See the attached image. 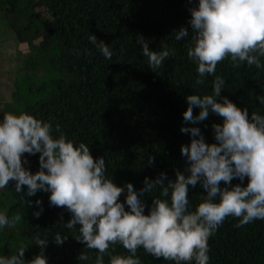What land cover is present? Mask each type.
I'll list each match as a JSON object with an SVG mask.
<instances>
[{
  "label": "trees",
  "instance_id": "trees-1",
  "mask_svg": "<svg viewBox=\"0 0 264 264\" xmlns=\"http://www.w3.org/2000/svg\"><path fill=\"white\" fill-rule=\"evenodd\" d=\"M197 0H0V32L12 35L16 45H25V71L13 80L11 102L6 111H27L53 125L60 124L69 138L89 144L94 157L104 156L107 173L118 186L131 182L143 187L145 176L155 178L166 172L175 179L179 170L188 175L190 161L182 154V144L191 134L182 126L201 129L205 142H215L214 122L222 118L209 113L203 121H185L186 96L212 89L215 75L225 78L222 95L249 111L264 113L257 97L264 94V68L242 63L234 67L228 58L218 62L216 72L196 84V64L187 54L188 38L175 40L180 26L191 30L189 8ZM22 4V5H21ZM2 30V31H1ZM93 33L109 43L111 59L89 39ZM140 34L150 38L149 47L160 50L164 41L175 49L158 69H151L136 41ZM1 47V46H0ZM264 61V57L261 58ZM45 73L40 76L39 71ZM193 107V115L198 114ZM33 172L39 169V153H24ZM155 160L149 163V157ZM240 182L233 178L232 183ZM247 182V178L244 183ZM223 185V181H221ZM26 187V186H25ZM206 190L197 182L190 186L189 198L198 203L197 194ZM145 194L146 205L152 202ZM14 182L0 189V210L9 216L20 213L23 219L15 226L0 230V254H12L23 243L25 257L31 259L41 251L32 237L47 236L44 246L47 264H94L96 249H88L75 238L76 229L65 226L71 218L66 206L51 205L49 192L39 190L32 201L40 199L43 211L35 203L23 204ZM124 193L120 199L124 200ZM147 212V207L145 209ZM238 217H227L209 238L208 264H264V219L236 227ZM79 228V224L75 226ZM67 235L56 244L54 234ZM119 252L126 249L116 246ZM88 252L90 260H79ZM143 264H175L138 249ZM107 262L109 257L105 255Z\"/></svg>",
  "mask_w": 264,
  "mask_h": 264
},
{
  "label": "clouds",
  "instance_id": "clouds-1",
  "mask_svg": "<svg viewBox=\"0 0 264 264\" xmlns=\"http://www.w3.org/2000/svg\"><path fill=\"white\" fill-rule=\"evenodd\" d=\"M189 11L191 30L182 25L174 38H188L186 54L196 64V84H205L225 58L234 67L246 63L264 68V0H197ZM88 39L111 59L109 43L93 33ZM136 41L151 69H158L175 51L167 41L160 50L150 48V38L140 34ZM211 84L210 92L186 96L185 121H203L210 112L222 118L212 124V143L205 142L199 127H181L192 137L180 147L190 161L188 175L177 170L170 179L162 171L155 178L145 176L140 189L131 182L118 186L107 173L105 157H94L88 143L69 138L60 124L27 111H7L0 117V189L14 182L23 204L41 205L33 213L36 217L42 214V201L27 197L39 190L49 192L51 205L66 206L71 213L65 226L76 229L75 238L86 248L96 249L94 264H143L140 248L175 264H208V240L227 217L239 218L236 227L264 219V113L250 112L222 95V75H215ZM257 99L264 104V94ZM194 106L199 108L196 115ZM24 153H39L37 171L26 167ZM154 160L149 157L150 164ZM233 178L240 182L232 183ZM197 182L206 191L197 194L198 203L193 204L188 194ZM157 191L146 205L144 195ZM22 219L20 213L9 216L0 210V230ZM53 238L59 245L67 235L56 232ZM32 239L41 246L33 258L25 257L28 245L22 243L16 252L0 254V264H47L48 237L34 234ZM117 245L126 251H117ZM78 259L91 257L82 251Z\"/></svg>",
  "mask_w": 264,
  "mask_h": 264
},
{
  "label": "rangeland",
  "instance_id": "rangeland-1",
  "mask_svg": "<svg viewBox=\"0 0 264 264\" xmlns=\"http://www.w3.org/2000/svg\"><path fill=\"white\" fill-rule=\"evenodd\" d=\"M21 3H25V0H21ZM2 35L0 32V117L7 112V104L11 102L13 80L16 75L25 71L24 58L29 53L25 45L15 44L11 34ZM44 73V69L39 71L40 76Z\"/></svg>",
  "mask_w": 264,
  "mask_h": 264
}]
</instances>
